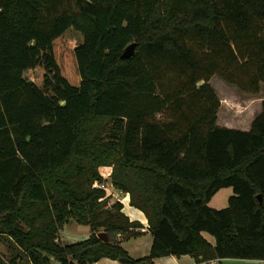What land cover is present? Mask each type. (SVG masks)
<instances>
[{
	"label": "trees",
	"instance_id": "1",
	"mask_svg": "<svg viewBox=\"0 0 264 264\" xmlns=\"http://www.w3.org/2000/svg\"><path fill=\"white\" fill-rule=\"evenodd\" d=\"M214 76L261 91L264 0H0V264L264 260V100L249 130L220 125ZM107 165L148 219L145 257L118 240L142 223L95 186ZM71 219L91 234L62 243Z\"/></svg>",
	"mask_w": 264,
	"mask_h": 264
},
{
	"label": "rangeland",
	"instance_id": "2",
	"mask_svg": "<svg viewBox=\"0 0 264 264\" xmlns=\"http://www.w3.org/2000/svg\"><path fill=\"white\" fill-rule=\"evenodd\" d=\"M67 39L71 46H77L83 42L84 37L80 31L74 28H69L67 30ZM212 84L215 85L219 96L223 100V104L219 110L218 123L223 124L224 120L230 124H233V126L237 125L239 127L248 129L250 123L253 122L262 109V102L264 100V83L261 85V91L258 94L241 91L237 86L225 82L218 76H214L212 78ZM111 170H113V166L111 165L100 167L101 174L103 172L107 173ZM103 178L105 184V187L103 188H106L107 192L112 195L110 204H113L115 200H118L116 199L117 197L113 196V193H116V188L113 185L111 175L108 177L103 176ZM234 194L235 192L232 187H224L214 195L212 200L209 202V205L217 209L225 208L229 204V198ZM117 195L120 198L123 196V194L120 192H118ZM69 227L76 228L78 230H83L86 228L89 229V226L80 224L74 219L70 220ZM204 235L211 242H215L213 235L206 232ZM10 247H13L11 241L3 236H0V255H2L7 261L10 260L12 254Z\"/></svg>",
	"mask_w": 264,
	"mask_h": 264
},
{
	"label": "crops",
	"instance_id": "3",
	"mask_svg": "<svg viewBox=\"0 0 264 264\" xmlns=\"http://www.w3.org/2000/svg\"><path fill=\"white\" fill-rule=\"evenodd\" d=\"M222 104H223V100H222ZM218 120H219V117H218ZM251 124L252 123H250V126L248 129L239 127L237 125L233 126V124H230L224 120H223V124H220V125L249 130L251 127ZM118 192L123 194L121 198L118 197L117 195ZM113 196L117 197L116 199H118L119 201L123 203L124 205L123 211L130 217L131 220H139L142 223V227L133 229L135 231L142 232V235L138 237H132V238H126L124 235H119L118 240L121 241L122 245L128 250L129 254L133 258L138 259V258H142V257L149 255L151 251L152 243L154 240V236L149 230V223H148V219L145 213L139 208L132 206L130 204V194L129 193H125V192H122L116 189V193H113ZM69 225H70V221L65 223L64 226L59 231V239L62 243H71V242L83 240V239L88 238L91 234V228L89 225H87L89 226V229L86 228L83 230H78L76 228H70ZM219 262H220L219 259H212V260L198 262L191 255H182V256L167 255V256L158 257L154 260V264H219ZM223 262L228 263V264H233V263H236V264L237 263L264 264V260H252V259H224ZM89 264H121V262H119V260L117 259L103 257L99 261H96L94 263H89Z\"/></svg>",
	"mask_w": 264,
	"mask_h": 264
},
{
	"label": "water",
	"instance_id": "4",
	"mask_svg": "<svg viewBox=\"0 0 264 264\" xmlns=\"http://www.w3.org/2000/svg\"><path fill=\"white\" fill-rule=\"evenodd\" d=\"M135 46H136V43H131L130 45H128L122 54V58H129L134 53ZM214 87H215V85H214ZM258 198L260 199V201H262V195L261 194L258 195ZM98 236L105 242H109L111 240L110 234L106 231H100L98 233ZM118 260H119V262H121V264H129V262H130V258H128V257H120ZM140 264H148V262L143 261Z\"/></svg>",
	"mask_w": 264,
	"mask_h": 264
},
{
	"label": "built area",
	"instance_id": "5",
	"mask_svg": "<svg viewBox=\"0 0 264 264\" xmlns=\"http://www.w3.org/2000/svg\"><path fill=\"white\" fill-rule=\"evenodd\" d=\"M110 169H111V168H110ZM111 172H112V170L109 171V172H107V173L103 172L102 175H103L104 177H108V176L111 175ZM95 186H98V187H105V184H104V183L102 184V183L96 182V183H95Z\"/></svg>",
	"mask_w": 264,
	"mask_h": 264
}]
</instances>
